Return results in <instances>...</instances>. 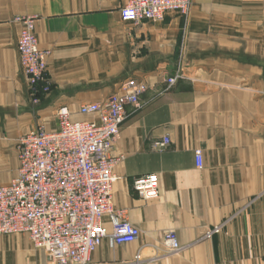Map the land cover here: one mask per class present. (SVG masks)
Listing matches in <instances>:
<instances>
[{"label":"crops","instance_id":"obj_1","mask_svg":"<svg viewBox=\"0 0 264 264\" xmlns=\"http://www.w3.org/2000/svg\"><path fill=\"white\" fill-rule=\"evenodd\" d=\"M126 2L0 0V185L17 175L23 134L57 130L63 106L72 119L97 120L80 105L105 101L135 78L147 89L141 109L128 106L111 151L123 156L112 192L140 236L115 246L104 239L91 264H126L138 252L143 264H264V0H192L188 18L170 12L140 25L122 19ZM23 15L37 16L39 44L51 51L52 89L38 101L17 48L14 18ZM179 68L184 77L166 91ZM149 173L159 193L146 200L133 180ZM103 224L112 231L110 216ZM169 231L178 252L165 248ZM0 264L51 261L28 234L12 233L0 234Z\"/></svg>","mask_w":264,"mask_h":264},{"label":"built area","instance_id":"obj_2","mask_svg":"<svg viewBox=\"0 0 264 264\" xmlns=\"http://www.w3.org/2000/svg\"><path fill=\"white\" fill-rule=\"evenodd\" d=\"M192 0H127L120 8L124 21L140 25L158 22L170 12L188 18ZM23 25L18 49L31 94L38 101L49 92L52 81L48 72L51 51L39 45L35 20L21 18ZM182 77L180 68L167 78L169 90ZM146 85L137 79L125 80L118 91L105 101L86 102L79 113L97 116V120L72 119L67 107L57 111L59 128L48 131L42 125L27 132L17 143L19 167L8 184L0 185V234L26 233L37 248L44 249L51 264H91L92 252L108 239L112 246L135 242L140 230L127 217L125 209L113 205V169L123 156L111 151L128 115V106L141 109ZM168 138L157 143L163 148ZM197 166L202 152L196 150ZM134 191L143 199L158 196L159 177L149 173L133 180ZM110 216L112 231L103 218ZM216 226L206 232L212 238L220 232ZM169 252L182 249L177 235L164 236ZM126 264H143L138 252Z\"/></svg>","mask_w":264,"mask_h":264},{"label":"rangeland","instance_id":"obj_3","mask_svg":"<svg viewBox=\"0 0 264 264\" xmlns=\"http://www.w3.org/2000/svg\"><path fill=\"white\" fill-rule=\"evenodd\" d=\"M27 18V17H31V18H34V20H35V33H36V21H37V16H35V15H23V16H16L15 18H14V22H16V23H18L19 25H20V33H19V37H18V41H17V48H18V44H19V39H20V36H21V33H22V29H23V25H22V23L20 22V20H21V18ZM186 29H187V27L185 26V33H186ZM37 35V34H36ZM38 38V37H37ZM39 42V41H38ZM40 45V44H39ZM18 51H19V49H18ZM181 70V69H180ZM181 72H182V70H181ZM172 76H174V75H172ZM169 77H171V76H168L167 78H169ZM184 77V74H183V72H182V77L181 78H183ZM167 78H166V80H167ZM180 78V79H181ZM128 79H131V78H128ZM132 79H135V78H132ZM179 79V80H180ZM141 82H143V81H141ZM144 83V82H143ZM145 84V83H144ZM167 84V83H166ZM146 85V84H145ZM146 87H147V85H146ZM166 87H167V85H166ZM172 88V87H171ZM52 89V85H51V88H50V90ZM50 90H49V92H50ZM49 92H47V93H49ZM46 93V94H47ZM33 97V96H32ZM40 98V97H39ZM33 100H34V98H33ZM35 101V100H34ZM63 107H66V106H63ZM61 108V107H60ZM60 108H58V110L60 109ZM57 110V111H58ZM57 115V114H56ZM40 126V125H39ZM43 126V125H42ZM38 127V126H37ZM35 129V128H34ZM24 135V134H23ZM19 141V140H18ZM33 243V242H32ZM33 245H34V243H33ZM35 246V245H34ZM36 247V246H35Z\"/></svg>","mask_w":264,"mask_h":264}]
</instances>
